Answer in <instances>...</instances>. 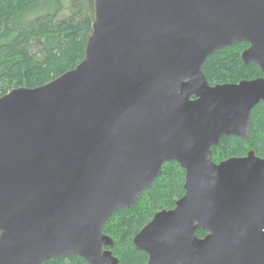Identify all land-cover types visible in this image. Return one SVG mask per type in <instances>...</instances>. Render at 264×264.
I'll use <instances>...</instances> for the list:
<instances>
[{
  "label": "water",
  "instance_id": "obj_1",
  "mask_svg": "<svg viewBox=\"0 0 264 264\" xmlns=\"http://www.w3.org/2000/svg\"><path fill=\"white\" fill-rule=\"evenodd\" d=\"M92 17L73 68L0 96V264H117L104 222L170 161L184 192L133 235L145 264H264V157L211 151L249 137L264 78L203 71L240 42L264 71V0H92Z\"/></svg>",
  "mask_w": 264,
  "mask_h": 264
},
{
  "label": "trees",
  "instance_id": "obj_2",
  "mask_svg": "<svg viewBox=\"0 0 264 264\" xmlns=\"http://www.w3.org/2000/svg\"><path fill=\"white\" fill-rule=\"evenodd\" d=\"M92 0H0V96L18 86H37L73 68L84 56L92 21ZM242 43L208 56L203 71L210 84L240 80L258 72L239 57ZM264 157V103L251 110L247 139L223 136L211 147L212 158L242 156L248 149ZM184 169L164 162L160 174L137 197L104 222L103 232L113 240L117 264H144L146 254L136 249L133 235L162 208H171L183 190ZM117 218V219H116ZM199 236L204 231L197 230ZM42 264H86L78 255L53 256Z\"/></svg>",
  "mask_w": 264,
  "mask_h": 264
},
{
  "label": "flooded vegetation",
  "instance_id": "obj_3",
  "mask_svg": "<svg viewBox=\"0 0 264 264\" xmlns=\"http://www.w3.org/2000/svg\"><path fill=\"white\" fill-rule=\"evenodd\" d=\"M243 45H242V47L240 48V50L238 51L239 52V57H240V54H241V52H242V50L243 49H245L247 46H248V43H246V42H241ZM230 46H228V47H226V48H224V49H227V48H229ZM240 59H241V57H240ZM242 61V60H241ZM243 63V62H242ZM244 64V63H243ZM250 64H254V63H250ZM245 65V64H244ZM246 65H249V64H246ZM257 68H258V72L256 73V74H254V75H252V76H245V77H243V78H240V80L241 79H254V78H259V77H262V78H264V71H262L261 69H260V67L259 66H257L256 64H254ZM239 81V80H238ZM232 82H235V81H232ZM237 82V81H236ZM262 101H260L259 103H261ZM262 103H264V102H262ZM243 156V155H242ZM259 156V155H258ZM260 157H262V156H260ZM227 158V157H226ZM222 160V159H221ZM220 161V160H219ZM145 264V263H144Z\"/></svg>",
  "mask_w": 264,
  "mask_h": 264
},
{
  "label": "rangeland",
  "instance_id": "obj_4",
  "mask_svg": "<svg viewBox=\"0 0 264 264\" xmlns=\"http://www.w3.org/2000/svg\"><path fill=\"white\" fill-rule=\"evenodd\" d=\"M243 77H245V76H240V78H243ZM229 82V81H228ZM117 219V218H116Z\"/></svg>",
  "mask_w": 264,
  "mask_h": 264
}]
</instances>
